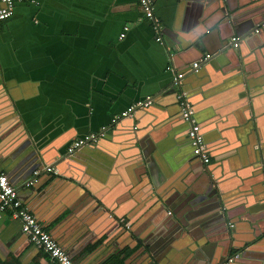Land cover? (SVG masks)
<instances>
[{"label": "crops", "instance_id": "crops-1", "mask_svg": "<svg viewBox=\"0 0 264 264\" xmlns=\"http://www.w3.org/2000/svg\"><path fill=\"white\" fill-rule=\"evenodd\" d=\"M138 1L24 0L0 23V121L14 118L6 128L11 132L0 131V169L16 188L18 200L75 264H105L115 257V239L96 249L89 244L105 232L112 238L113 231L122 247L137 244L119 264H204L208 252L216 259L228 242L217 225L201 223L196 214L186 212L193 201L186 195L209 199V174L192 161L171 95L162 94L160 105L152 108L148 163L128 153L121 134L111 135L110 130L108 139L80 149L72 160L59 161L73 140L109 129L128 107L171 86L167 53L175 57L177 71H186L205 51L176 57L181 45L203 37L207 49L218 52L233 32L229 25L218 28L226 23H218L207 0H156L154 15L164 33L160 45ZM252 10L239 16L246 18ZM125 26L129 30L120 38ZM230 49L217 53L199 76L186 77L184 86L215 154L208 165L221 185L229 217L237 223L230 234L233 245L254 237L261 227L256 220L264 212L255 181L259 173L249 151L264 148V28ZM244 80L253 82L255 113L249 122V114L233 106ZM3 100L8 105L1 106ZM26 140L39 149L37 159L28 157ZM152 163L149 169L146 165ZM35 164L40 165L36 171L42 183L36 191L21 179ZM45 166H57L60 177L44 172ZM151 175L158 188H153ZM99 199L121 219L111 220L95 209ZM20 235V225L7 209L0 219V264H54L31 244L13 241ZM244 249L234 246L230 254L241 256ZM262 250L252 249L234 264H264Z\"/></svg>", "mask_w": 264, "mask_h": 264}, {"label": "water", "instance_id": "water-1", "mask_svg": "<svg viewBox=\"0 0 264 264\" xmlns=\"http://www.w3.org/2000/svg\"><path fill=\"white\" fill-rule=\"evenodd\" d=\"M205 3L210 6L213 7L214 10V14L217 16L218 19V23L220 22H224L226 23L225 25H221V24H217L219 29H225L224 26L227 27V25H229L230 30L233 31L232 34H229L227 36V38L225 40H223L224 42V48H221L222 50H219L218 52L215 51H211L209 49H207V43L206 40L203 39V37H198L196 39H192L190 44H188V46L183 47L181 45V52H179L177 55H179L180 57H182L183 55H193V53H199L201 51H205L202 56H199V59H202L206 54L210 55V59L208 61H204L201 63L199 70L196 73H191V72H187L185 74V76L181 79L180 84L181 86L179 87V89L183 92H185L186 94V98L189 101V103L191 104V108H192V112H193V116L196 120V122L198 123L199 127H200V133L203 136V141L206 147V152L209 156V158H213L215 156V154H212L210 152V149L207 145V142L205 140V137L203 135V132L201 130V124L199 123V120L197 119V117L195 116V108H193V101L191 98V95L189 92H187V88H185V78L190 76L192 78H195L197 76H199V74H201V71L203 69H208V65L210 64V62L214 59V57L216 56L217 53H221L222 51H225L227 49H230V44L229 41L227 42V40L231 37H233L234 35H237L236 37L239 38V42L241 41V38H246L248 36H250L251 33H255L258 34L261 30V28H264V0H243L241 1L239 4H236L235 2H232L231 0H207L205 1ZM242 8V9H241ZM241 9V10H239ZM252 10L251 14L248 15L246 18L244 16H239V13L241 11V13L244 12V10ZM210 34L208 29L204 28L203 31V35L204 36H208ZM233 35V36H232ZM241 38H240V37ZM231 43V42H230ZM239 46V45H238ZM232 51H234L233 49H230ZM173 59V64L175 66V69L177 71L176 65H175V57L172 56ZM192 63V62H191ZM184 69H189V67L187 68V66ZM180 71H185V70H178V72ZM241 89L238 90V96H237V103L233 104L234 107L237 108H241L240 110H244L246 111L247 114H249V118H247V122L252 121L251 116L252 113L254 115V107H253V102L254 100V96L252 95V93H250V89L253 87V82L252 81H243L241 84H239ZM177 92H178V88L174 87L173 85L167 87V89H165L164 91L160 92L159 94H156L153 97H150V104L148 106H142V107H136L134 112L131 113L130 116L124 117V118H120L117 121L113 122L112 125L110 126V128L108 129H104L101 132H98L96 134H94V140H91L90 142H88L87 144L83 145L80 149H83L88 146H94L95 144L97 145V143L101 140L104 139H108L109 135H108V131L110 130L111 135L113 134H121L120 139H122L123 141L127 142V145L125 146V148H129L128 153H134L136 156V159L138 161H145L146 163H148V153L150 148L146 146L147 142H148V137L147 135L149 134V132L152 131V126H151V120L153 119V111L152 108H154V106H158L160 105L159 103V97L162 94L165 95H171L173 98V102L172 105L176 108V116L179 118V122L182 124L180 125V128L183 127V129L185 128V134H186V139L184 137V143L186 142L190 148V151L192 153V161L195 162V164L197 166H199L201 169H203L204 172H208V177L207 179L209 180V184L207 186L208 189V194L207 195L209 197V199H206L205 197L202 196H192V195H186V198L190 197L191 200H193L191 202V205L186 207V212H188V214L190 216L193 217L194 214H196L197 218L200 219L201 223H208V225L210 226H215L217 225L219 228L220 232L225 233V235H223L222 237L225 238V241L228 242V244L225 246L221 245L222 247H225L219 256H217L216 259L211 258L212 253H207L208 254V260L204 263V264H226L228 258L230 257V252L232 250V248H234V246L238 247L239 250L240 249H244L247 248L246 250L244 249L243 252H241V256H239V258L233 260L231 263L228 264H234L236 261L240 260V257H244L247 255V253H249L250 251H252V249H256L258 251H260L261 249L264 250V247H258L259 245H261L262 243H264V212L260 214L261 218L256 220V223H258V225H260L261 227L256 229L257 232L254 235V237L246 243H233V245H231V239H230V234L234 232L235 227H236V222L231 220L232 218L229 217V212L227 210V205H225L224 201H223V196L221 194V185L219 184V182L217 181L216 176L212 173L211 170V165L208 164H203L198 157L194 156L193 154V150L189 144V139L187 137V131H188V123L185 122L182 117H181V111H180V107H179V103H178V99H177ZM7 100H3L1 103V106H5L8 105V101ZM12 117V116H11ZM181 117V118H180ZM14 118H8L4 121H0V131L5 130L11 122H13ZM250 125V124H249ZM251 126L253 127V125L251 124ZM11 131H9V129H6L4 131V133H9ZM16 135H21L20 131H15ZM256 134L257 131H256ZM25 139H26V135H24ZM23 137L20 136V139H22ZM263 143V140L257 136V140H256V144L261 145ZM23 146H26V149L28 150V157L32 158L34 157L35 159L38 158V153L37 151H39V149L33 147L31 145L30 140H26L25 144ZM68 146V145H67ZM65 147L64 151L61 152V154H59V161H68V160H72L74 159V157H71L74 154H79L76 153L79 150H77L76 152H74L73 154H67L66 153V148ZM262 147V146H261ZM249 149H251V147H249ZM250 154L251 152H253V157H252V161H254V168H256V172L259 173L258 177L255 178V181H257V188H261V191L258 192V196L261 198L260 201L264 202V148H257L253 149V150H249ZM252 155V154H251ZM42 159H44L42 157ZM44 161V160H42ZM32 164H34L32 162ZM39 165V164H38ZM149 169L150 166L153 167V163L151 165H146ZM47 167H53V166H45L44 167V172H46V168ZM40 169V165L37 166V164H35L32 168H29V170H26L22 177V181L25 184H29L28 188H30L31 190H38L41 183V175L40 173H37L36 175H34L33 173L37 170ZM54 172H52V174L54 176L60 177L61 173L59 170H57V166H55ZM56 169V170H55ZM76 171L71 172L70 174L75 173ZM63 175V174H62ZM52 176V175H51ZM174 179V177H170V181H172ZM150 182L153 186V188H158L159 187V181H157L155 179V177L150 178ZM83 184L81 181H78V184ZM149 184V181H148ZM213 186V187H212ZM88 189V188H87ZM210 192V193H209ZM157 195L160 196V198H163V194H159L158 191H156ZM163 195V196H162ZM100 200V199H99ZM167 203V201H166ZM196 204H200L199 207L195 206ZM95 209H98L100 213H102L105 217H109L111 218V220L114 219H121L119 218V216L115 215L114 213H110L111 209L103 202V201H99L95 203ZM221 206H223L221 208ZM223 209V210H222ZM255 209H259L258 206L255 207ZM227 210V211H226ZM36 217V216H35ZM16 221H18L19 225L21 226L19 219L17 218ZM231 221V222H230ZM237 221V220H236ZM193 222H195L193 220ZM227 222L229 224L232 225V227L228 228ZM251 225L254 224L253 221L250 222ZM122 227L123 225L120 224ZM216 227V226H215ZM254 228H257L256 226H254ZM110 232H105L102 235H99L97 237V239L93 238V241H90V245L92 248H98V246L102 245V244H108L110 243L111 239H115V244L118 245L115 248V252H114V256L115 257H111L109 260H107L105 262V264H119L123 262V259L125 257V255L132 251L135 252L136 250V245L133 246H128L127 247H122L119 240L120 238H116V232H112V238L110 237ZM234 236V234H233ZM17 238H15L13 241L18 240L19 242L22 241L23 246L25 247H30L32 245H30V243L28 242L26 236L24 234H22ZM252 243V244H249ZM253 243H259V244H253ZM30 245V246H29ZM250 245V246H249ZM94 246V247H93ZM32 248V247H31ZM95 248V249H96ZM129 250V251H128ZM238 250V251H239ZM262 250V251H263ZM263 255V252H262ZM219 257V258H218ZM242 260V259H241Z\"/></svg>", "mask_w": 264, "mask_h": 264}, {"label": "built area", "instance_id": "built-area-1", "mask_svg": "<svg viewBox=\"0 0 264 264\" xmlns=\"http://www.w3.org/2000/svg\"><path fill=\"white\" fill-rule=\"evenodd\" d=\"M156 0H139V8L143 14L145 20L150 24L154 34V40L160 45H163V26L158 18L154 15V3ZM24 0H0V23L9 20L15 7L23 3ZM129 30L128 26H125L122 32L119 34L120 38H124L126 32ZM231 47L236 49L239 45V38L232 37L230 39ZM168 63L167 68L173 72L172 85L178 88L177 99L181 111L182 119L188 123L187 137L189 144L193 150L194 156L198 157L203 164H208L210 158L206 152V147L203 141V136L200 133V127L196 122L191 104L186 98L185 92L181 91L180 81L187 72L196 73L202 62L208 61L210 55L206 54L202 59L194 61L190 64L189 69L186 71L178 72L173 64L172 54L167 53ZM150 104V98L138 102L126 110L114 119V122L120 118L130 116L134 112L136 107L148 106ZM91 140H94V134L86 136L84 138L73 140L66 148L67 154H73L79 150L83 145L87 144ZM47 172H54L53 168L47 167ZM35 171L33 174L36 175ZM27 187L29 184H25ZM11 210L13 218L19 219L21 224L20 229L24 234L28 242L36 249L43 251L49 257L50 261L54 264H75L69 254L58 244V242L51 236V234L44 228L43 224L35 217V215L29 210L27 206H24L17 197L16 188L10 183L7 174L0 169V219L6 210ZM122 221V220H121ZM232 227V225H229ZM239 258V253H232L228 258L226 264L231 263L233 260Z\"/></svg>", "mask_w": 264, "mask_h": 264}]
</instances>
